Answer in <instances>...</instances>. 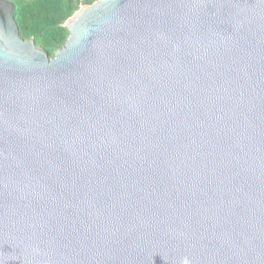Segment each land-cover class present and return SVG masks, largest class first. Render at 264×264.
I'll use <instances>...</instances> for the list:
<instances>
[{
	"label": "water",
	"instance_id": "obj_1",
	"mask_svg": "<svg viewBox=\"0 0 264 264\" xmlns=\"http://www.w3.org/2000/svg\"><path fill=\"white\" fill-rule=\"evenodd\" d=\"M0 0V264H264V0H94L54 54Z\"/></svg>",
	"mask_w": 264,
	"mask_h": 264
},
{
	"label": "trees",
	"instance_id": "obj_2",
	"mask_svg": "<svg viewBox=\"0 0 264 264\" xmlns=\"http://www.w3.org/2000/svg\"><path fill=\"white\" fill-rule=\"evenodd\" d=\"M16 5V18L20 34L24 38L34 37L38 46L50 55L63 46L69 31L64 26L82 4L94 0H12Z\"/></svg>",
	"mask_w": 264,
	"mask_h": 264
}]
</instances>
